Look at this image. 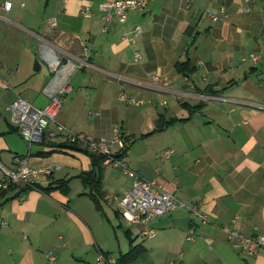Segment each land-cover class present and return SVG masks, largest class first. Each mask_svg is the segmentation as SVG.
<instances>
[{"label":"crops","instance_id":"crops-1","mask_svg":"<svg viewBox=\"0 0 264 264\" xmlns=\"http://www.w3.org/2000/svg\"><path fill=\"white\" fill-rule=\"evenodd\" d=\"M3 1L0 164L11 168L17 155L28 154L31 165L56 169L0 197V264H98L100 254L110 258L101 264H116L132 246L141 252L133 264H264V250L243 254L223 229L264 234V63L244 59L264 49V0H193L190 7L153 0L147 10H131L125 23L113 16L107 31L104 0H11L8 11ZM223 6L226 18L206 16ZM241 7L250 9L239 13ZM137 26L143 33L130 43ZM45 46L60 55L91 49L88 66L70 77L57 120L92 138H109L118 127L123 145L115 153L186 204L150 224L155 237L142 236V227L120 213L129 174L104 163L98 203L82 179L94 168L86 144L74 149L64 133L30 148L10 123L4 107L18 96L39 107L49 101ZM122 87L145 102L119 101ZM166 149L173 154L159 158Z\"/></svg>","mask_w":264,"mask_h":264},{"label":"built area","instance_id":"built-area-1","mask_svg":"<svg viewBox=\"0 0 264 264\" xmlns=\"http://www.w3.org/2000/svg\"><path fill=\"white\" fill-rule=\"evenodd\" d=\"M153 0H104L101 3L103 11L102 31L108 30V22L113 16H116L119 22L125 23L128 13L131 10H146ZM186 7L193 4V0H181ZM250 1V0H247ZM11 0H4L1 7L8 11L12 8ZM250 7H241L239 13L246 12ZM83 14L91 15L89 8L82 9ZM206 16L214 21H219L227 17V10L223 6L221 14L206 9ZM49 23L56 26V20L51 19ZM143 33L140 26L134 28L132 35L128 36L130 43H134L136 38ZM82 56L69 54L64 52L63 55L57 54L56 51L49 46H45L42 53L44 60L47 62L51 77L44 88V93L49 101L39 107L30 103L22 96H18L12 103L6 105L4 110L9 114L10 123L17 128L28 146L34 143L51 142L52 138L59 134H67L72 142L86 144L92 153L102 154L106 156V164L113 167L121 168L129 174L132 179V186L129 192L118 199L120 213L123 219L128 223L138 224L142 227L141 234L144 237L152 238L156 236V230L150 224L162 215L175 210L180 206H186L173 193L166 191L163 186L155 180L145 179L140 174L129 168L128 164L122 158H118L115 149L123 145V139L119 134V128L115 127L111 137L92 138L84 133H79L65 126L57 120V115L64 103V96L70 93V77L73 72L85 66H88V59L91 49L83 46ZM134 56L137 60L142 58L140 51H135ZM252 65H260L264 63V49L260 52H251L245 58ZM119 80L125 79L121 74H117ZM152 78L157 80V75ZM118 100L132 105H140L145 102L132 96L125 87H122ZM55 123L56 129L51 130L49 125ZM173 149H166L157 156L161 159H168L173 154ZM14 166L9 168L0 164L2 176L0 177V197L13 185L23 184L25 186H35L39 176L42 173L50 174L55 171L53 166H34L30 164L28 154L17 155L13 160ZM189 209L195 210V208ZM235 223L237 220H234ZM229 239L235 240L240 251L247 256H256L261 250H264V234L258 233L252 236L243 235L237 227L223 228ZM187 239L192 241L195 234L190 231ZM47 257L54 261L53 252H49ZM112 260V259H111ZM98 264L109 263L110 258H106L100 254L97 258Z\"/></svg>","mask_w":264,"mask_h":264},{"label":"trees","instance_id":"trees-1","mask_svg":"<svg viewBox=\"0 0 264 264\" xmlns=\"http://www.w3.org/2000/svg\"><path fill=\"white\" fill-rule=\"evenodd\" d=\"M181 65H182L181 62L177 64L178 70H181ZM51 143H49V145ZM70 147L74 149H83L82 146L77 142L71 144ZM91 156H92L94 168L90 172H84L82 174V179L84 181V184H86L91 188V195L94 198V200L99 203L103 199V165L106 161V156L102 154L98 155L95 153H91ZM115 156L121 158L122 154H117ZM140 255L141 252H139L138 246H132L127 253L121 254L117 258L116 264H133L136 262V260Z\"/></svg>","mask_w":264,"mask_h":264},{"label":"water","instance_id":"water-1","mask_svg":"<svg viewBox=\"0 0 264 264\" xmlns=\"http://www.w3.org/2000/svg\"><path fill=\"white\" fill-rule=\"evenodd\" d=\"M35 63L37 64V66H39V62H38V60H36Z\"/></svg>","mask_w":264,"mask_h":264}]
</instances>
